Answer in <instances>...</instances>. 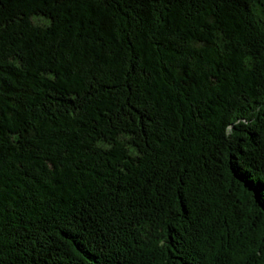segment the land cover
<instances>
[{
    "label": "trees",
    "instance_id": "obj_1",
    "mask_svg": "<svg viewBox=\"0 0 264 264\" xmlns=\"http://www.w3.org/2000/svg\"><path fill=\"white\" fill-rule=\"evenodd\" d=\"M0 264H264V0H0Z\"/></svg>",
    "mask_w": 264,
    "mask_h": 264
}]
</instances>
